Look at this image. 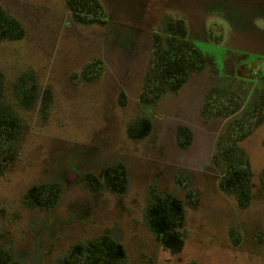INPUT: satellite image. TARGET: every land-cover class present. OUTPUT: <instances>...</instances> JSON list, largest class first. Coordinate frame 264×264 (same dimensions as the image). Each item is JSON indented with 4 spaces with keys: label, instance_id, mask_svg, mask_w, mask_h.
<instances>
[{
    "label": "rangeland",
    "instance_id": "rangeland-1",
    "mask_svg": "<svg viewBox=\"0 0 264 264\" xmlns=\"http://www.w3.org/2000/svg\"><path fill=\"white\" fill-rule=\"evenodd\" d=\"M99 1L108 16L104 27L77 21L66 0H0L24 31L20 40L0 41V113L22 124L15 140L3 144L0 249L16 264H64L75 260V245L107 236L123 245L127 264H264V114L255 126L251 111L260 87L253 92L242 75L254 55L264 56V0ZM221 5L234 8L235 28L221 15H207ZM169 20L186 23L188 40L205 58L176 93L157 90ZM149 31L153 41L136 66L137 54L123 51L131 52L134 39L148 38ZM96 61L103 62L101 75L84 77ZM263 73L264 61L253 79L259 83ZM32 83L40 95L27 110L21 88ZM215 92L240 103L233 117L207 113ZM144 118L152 130L136 141L128 129ZM238 123L243 130L234 128ZM181 127L192 133L186 147ZM221 143L249 161L245 207L220 189ZM115 166L128 175L122 194L102 182ZM47 183L62 191L55 207H30L29 190ZM167 194L184 203L179 254L165 249L148 224L153 198Z\"/></svg>",
    "mask_w": 264,
    "mask_h": 264
},
{
    "label": "trees",
    "instance_id": "trees-1",
    "mask_svg": "<svg viewBox=\"0 0 264 264\" xmlns=\"http://www.w3.org/2000/svg\"><path fill=\"white\" fill-rule=\"evenodd\" d=\"M66 1L69 11L74 14L77 21L86 26H106L108 16L99 0ZM165 31L169 38L167 39L166 48L159 54L158 63L160 64L158 69L160 72L157 90L162 91L165 87H168L176 93L185 84L191 71L202 69L205 65V58L200 52L196 51L194 43L188 40L187 26L184 21L169 20L166 23ZM23 35L24 31L20 23L16 19L8 17L5 10L0 6V41H17L22 39ZM157 44L158 46L160 45L158 38ZM101 64L99 61L89 64L84 70L83 76L88 78V76L93 75L91 79L98 77L102 73ZM29 80L33 81L34 78L31 77ZM47 94H50V92ZM39 95L40 90L36 83H32L29 88L22 87L21 104L27 110L33 109ZM146 96L143 95L142 100L150 103L152 99H147ZM46 101H44V107L47 106ZM239 107L240 103L235 98H221V94L215 92L213 97H209L206 111L207 113L214 112L213 114L215 115L229 118L235 115V110ZM2 113L4 111L0 113V175L5 168L3 144L9 141L13 142L16 138L17 130L22 128L21 118L12 115L6 116ZM251 113H254L252 118H254L256 123L255 126L259 125L264 114V73L258 103ZM151 122L150 118L135 122L128 129L129 136L136 141L146 138L152 130ZM234 128H237V130L244 129L240 123ZM239 136L246 137L247 134L243 133ZM179 137L181 139L180 145L186 147L192 140V133L189 128L181 127L179 129ZM218 150L219 156H222L223 160L226 161L222 181L219 183L220 189L236 196L238 203L245 207L251 201L249 182L251 181L252 173L249 161H246L245 157L241 156V151L239 152L224 143L219 145ZM237 152L238 156L235 155ZM102 180L108 188L118 194H122L127 187L128 175L124 168L115 166L104 172ZM61 193L59 185L47 183L33 186L26 197L30 207L49 210L55 207ZM185 218L184 203L172 194L156 196L148 209L147 219L149 227L161 245L171 251L172 254H179L184 249L185 234L183 229L185 228ZM126 255L127 252L123 245L115 242L110 237L103 236L100 239L89 241L87 244L75 245L70 254V258L75 260L73 262L66 260L64 264H78L81 259L87 264H127ZM0 264L16 263L12 255L0 249Z\"/></svg>",
    "mask_w": 264,
    "mask_h": 264
},
{
    "label": "flooded vegetation",
    "instance_id": "flooded-vegetation-1",
    "mask_svg": "<svg viewBox=\"0 0 264 264\" xmlns=\"http://www.w3.org/2000/svg\"><path fill=\"white\" fill-rule=\"evenodd\" d=\"M232 10H234V8H231V7H228L227 5H224L222 7L219 6V7H216V6H213V8L210 10L207 11V15H221L225 21H227L231 28H235V20H234V17H233V14H232ZM260 19H263L261 16L259 17ZM234 20V22H233ZM152 31H149V37L147 38V36H144L142 38H140L139 36L137 38L134 39V43H133V48L131 50V52H128V51H123L125 54H134L136 53L137 56H135L133 58L134 60V63L136 64V66L140 65L141 62L140 59L142 58L141 55L142 54H145V51L147 52V45H149L151 43V40L153 41V36L152 35ZM203 39V38H202ZM120 42V40H118ZM204 42H206L204 39H203ZM250 54H253L252 52H249ZM256 56V59H254V61H248L247 63H245V67L243 68V71H242V75L243 77L247 78V80H251V83L250 85H254L253 87V92L255 90V93L256 91L258 90L259 87H261L262 85V79L260 80L259 83H257L254 79H253V73L255 71V69L259 68L261 65H262V62L264 61V56L263 55H254ZM139 62V63H138ZM93 62H91L90 64H92ZM103 63V62H102ZM89 65V64H88ZM247 74V75H246ZM253 82V83H252ZM251 87V86H250ZM257 87V88H256ZM248 88V87H247ZM151 106H148L146 107V111H151Z\"/></svg>",
    "mask_w": 264,
    "mask_h": 264
}]
</instances>
